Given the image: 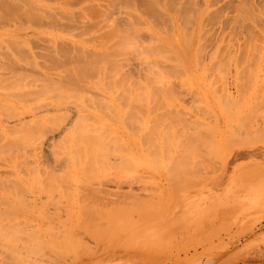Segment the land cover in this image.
<instances>
[{
	"label": "rangeland",
	"instance_id": "374dc122",
	"mask_svg": "<svg viewBox=\"0 0 264 264\" xmlns=\"http://www.w3.org/2000/svg\"><path fill=\"white\" fill-rule=\"evenodd\" d=\"M69 1L74 17L79 12L78 20L75 18L68 22L62 17L57 24L61 30L55 24L56 27L48 26L50 20L43 21L42 28L26 27L21 32L25 34L26 46L30 45L29 48L39 54L46 51L44 47L48 41L40 39L41 36L32 37L34 32L31 30L35 29V32L48 30L50 33L62 32L66 28L63 34L81 38L78 29H82L86 19L82 21L84 18L80 11L87 2L96 1L85 0L87 2L82 4L79 0ZM105 1L100 2L99 8L108 4V0ZM163 1L160 5L169 11L170 16L165 14V17L162 13L159 20L154 18L156 21H151L149 13V17L143 14V20L148 17L145 19L147 22L157 24L167 34L173 32V25L186 31L185 16L195 9L205 10L199 14V19L206 16L203 22L200 20L205 33L200 43L204 55L192 59L152 58L149 62H140L135 57L132 58L136 60H133L135 66L130 58L129 64L132 63L134 71L125 62L123 69L126 70L122 73L132 74L133 84L129 91L117 93L119 100L117 98L114 110L117 119L92 127L111 133L102 134L99 138L78 139L75 144V139L64 138V133H58L56 129L51 131L56 132L54 136L37 140L26 151L0 155V226L6 224L1 227L7 228L11 225L9 228L14 231L8 228L9 235L0 229V264H9L7 260L13 254L16 256L9 260L13 261L11 264H16L18 255V264H27L24 263L25 257L29 255L26 257L28 260L37 255L34 258L36 263L44 261L45 264L48 261L44 259L45 253L50 257L52 252L55 254L50 260H56L54 258L60 255L59 260L66 257L63 261L58 260L60 264H264V12H257L258 7L264 9V0ZM136 2L139 12L146 9L147 1L144 5L142 0ZM46 3L49 6L62 4L60 0H46ZM119 5L115 15L119 26H124L127 15L122 13L125 9L121 10L124 5L120 8ZM167 8H172L175 13ZM5 17L0 18V33L16 31L15 21L11 23L13 19L10 20L12 17L9 18V14ZM7 17L11 24L9 27L4 21ZM27 19L25 17L22 23L25 21L27 24ZM60 23H65L64 28ZM195 25H199L198 22L192 26ZM148 39V34H141V41ZM9 42L12 41L1 43L7 45L0 44V53L2 59L7 60L3 61L4 64L11 63L9 67L12 68L6 66L15 73L20 68L16 67L17 64H20L11 62L14 53L19 51L15 57L25 54L28 57L30 51H26L24 45L18 47L14 43L18 47L15 49L13 42L12 45ZM9 44L15 50L6 48ZM4 47L10 50L7 56L3 55ZM42 55L40 58L37 56L38 60L47 61L41 60ZM22 63V70L27 74L33 73V66L23 64L30 69L28 73ZM143 63L148 66L144 70ZM4 64L0 65V73H9L4 78L11 77L12 71ZM52 71L57 73V70ZM4 87L0 88L2 95L9 89L17 91L13 89L20 86ZM71 108L64 109L66 114L61 111L62 114L66 116L67 112L75 109ZM76 111L70 115L75 117ZM0 115H5L3 118L0 116L2 119L9 120L3 111ZM10 121L3 124L12 129L15 123ZM188 138L193 141L191 148ZM0 142L4 144L3 139ZM70 144L82 148V153L75 154L69 148ZM95 144L100 148L99 156L91 154ZM80 155L83 158L87 155L92 160L97 158L98 164L99 158H103L107 170H101L102 167L97 165L100 172L90 174L88 171H93L96 165L88 167L89 170L86 168L87 172H82L83 167H72V164L68 168L70 158H81ZM143 160L149 165H145ZM153 161L157 164L154 169L150 168ZM16 228L21 232H15ZM15 233L17 235L13 237ZM21 233L24 238L38 233L41 238H47L49 244L39 237L34 238L39 239L36 242L30 235L22 239ZM17 236L21 237L18 239ZM68 238L72 241L69 242ZM11 239L18 241L17 244ZM4 244H9L8 248ZM19 244L29 246L28 250H21ZM37 244L45 246H42L45 248L43 259L39 246L36 249L39 248L37 251L40 250L41 255L35 254ZM16 246L19 248L17 253L11 254L9 249ZM17 250H21L19 254ZM23 253L27 255L23 257Z\"/></svg>",
	"mask_w": 264,
	"mask_h": 264
},
{
	"label": "bare ground",
	"instance_id": "6f19581e",
	"mask_svg": "<svg viewBox=\"0 0 264 264\" xmlns=\"http://www.w3.org/2000/svg\"><path fill=\"white\" fill-rule=\"evenodd\" d=\"M0 1H1L0 5H2V6H0V8L3 9V11L1 10V12H0V18H3V17H5L6 14L7 15L9 14V18L12 17V18H10V20L13 19V20H11V23H12V21H15L14 28L16 30V31L13 30L11 32L0 33V44L5 42V41L6 42L12 41L13 43L12 42H9V43L10 44L12 43L14 45V47H16L15 49H18V47L24 45V47H26L25 50L26 51L29 50L30 54L34 57V59L31 58L30 54L28 57H27L28 54L20 55L21 57L19 55H17L18 57H15L16 54H19L18 53L19 51H16L15 52L16 54L14 53V56L11 53L12 54L11 56H13V59H11V62L16 61L15 63H13V62L12 63L15 65H16V63L20 64V65L17 64L16 67L20 66V68H21V62L23 61L22 66H24L27 63L28 67L33 66V67H31V69L34 68L32 71L33 73H30V74H27L26 70H22L24 68H21V69L18 68L17 69L18 71L21 70L20 71L21 73L20 72L18 73V71H16L14 73V71L7 68L6 62H5L6 64H4L3 61H7V60L4 58H3L4 59L3 60L2 59V53H0V56H1L0 60L3 62V63L0 62V65L3 66V64H4L9 71H12L11 77H7V78H4V76L9 74V73H7L5 75L0 73V88H2V86L4 87L5 85H6V87L8 85H11L12 88L14 86H20L17 89H13V90H17V91L11 92V89H9L10 91L8 90L9 92H7L6 94H3V95L0 94V114L3 111L4 114H6L7 118L9 117V120L8 119L7 120L5 119V120L6 121L11 120L10 122H12V120H13V122L15 123L13 126L14 128L12 127V129H9L8 128L9 126L7 124L6 125L3 124L6 122L4 119H2L5 115L4 116L0 115L2 117V118L1 117L0 118L4 121L3 123H2V121H0V140L3 139V141H4V144H1V142H0V144H1L0 145V155L8 154L7 156H9L11 153H13L15 151H17V152H21L23 150L26 151V150H28V148L33 147L34 143L37 140H45L48 137L54 136V134L56 132H51V131L56 130V129H57L58 133H64L62 135V136H64V138H68L70 140L75 139V144L78 143V139L79 140H85L90 136L99 138V137H101L102 134L111 133V132H107L104 130L102 131L101 129H95L92 127H95V125L98 126V125L105 124V123L108 124V123H111L117 119L118 115L116 113H114V110L116 108L117 98H118L117 93L123 92L125 90L129 91L131 89L132 84H133V75L132 74H127V75L125 74L124 75L122 73L123 70L124 71L126 70V68L123 69L124 63L128 62V66L130 65L129 64L130 58L135 59V57H136V60H139L140 62H149V61H151L152 58L192 59V58H198L200 55H204V51L200 48V46H201L200 43L202 42L203 37H205V33H204V31H202L203 26L200 27V25H203L200 20H202V22H203V19L206 16L203 17V19H199V16H200L199 14L202 15L205 12V10H202V12H201V9H199V10L195 9V10H193V12H191L190 14H187L185 16L184 26L186 27V31L183 30L179 26L173 25V32L171 34H167V32L159 29L156 26L157 24L154 25V23L152 24V22L150 23V22H147L148 20L147 21L145 20L149 17L150 14H151L150 15L151 21L155 20L154 18H156V20L157 19L159 20L158 16L163 17V15H164L166 17L165 14H168V16H170L168 13L169 11L165 10L162 7V4L160 5L161 0L160 1L159 0H142L143 5L147 1L145 3L146 9L143 11H140V12L138 10V7L136 6L137 5L136 0H108V2H106L107 1L106 0L105 2L108 4L103 6L102 9L99 8L102 5V4H100V2L104 1V0H95L96 2H94V3L93 2L89 3L85 0L84 1L79 0L78 2H80V4H82L81 2H84V3L87 2L85 6L83 4L84 7L80 11V16L82 15V19L84 18L82 21L84 22V20L86 19L84 24L81 23L82 29H78L80 32V35H79L81 37L80 39H79V37L73 38V36L72 37H69V35L67 36V34H69V33L63 34L64 32L67 31V30L63 31L66 29L63 26V25H65V23H62V25L60 23L61 27L64 28L62 30L63 33L61 31H59L61 33H59V32L48 33L47 32L48 30L43 31L40 29H39L40 31H36V32H35L36 29L31 30V32L32 31L34 32V33H32V37H34L35 35H36L35 37L41 36L40 39L48 41V42H45L46 47H44V50H46V51L44 52L45 54L42 52V54H44V55H42L41 53L39 54V53H36V51L34 52V50H31L32 48L31 49L29 48L30 45L29 46L27 45L28 47L26 46V43H25L26 41L24 40V38H26V37L23 36L25 34H23L21 32H23V30H25L27 28H42L44 26V23L47 22L46 20L51 21V23L47 24L48 26L54 25V24L56 26H58L57 24H59V21L62 19V17H63V19H64V17H65V19L67 18L68 22L73 21L75 18L78 20L79 16L77 17V14L79 12L77 14L75 13L76 16L74 17V13H73L74 10L72 11V8H69V7H71L69 0H60L62 2V4L59 6H56L55 4L54 5L52 4L53 6L52 5L49 6L46 3V0H0ZM51 1L52 0H50V2ZM119 1H121L123 4L122 3L120 4ZM167 1H163V2L168 3ZM169 1H171V0H169ZM171 2H173V1H171ZM68 3L70 4V6ZM95 3H98V4H95ZM240 3H241V1H239V4ZM89 4H91V5H89ZM117 4L119 5V8L124 5V7L121 8V10L125 9V11L122 10V13L124 12L127 15V22L124 26H119V24L117 23V19H116L117 15H115L116 7L118 8ZM172 4H174V3H172ZM241 5L243 6L244 4H241ZM80 7L82 8V6H80ZM164 7H166V6H164ZM259 8L260 7H258V11H257L258 14H259V10L260 11L262 10L264 12V9H261V8L259 9ZM56 9H58V10H56ZM170 9H172V8H169L168 10H170ZM121 10H120V12H121ZM48 11H50V13ZM146 12H148V14ZM172 12H174V10ZM257 12H255L256 15H258ZM162 13H164V14L162 15ZM48 14L50 16H48ZM143 14H146L148 16L147 18L144 19L145 22L143 20V18H144ZM237 14L239 15V12ZM13 15L15 17L18 16L17 18H19V20H21V21L20 22L16 21L18 19L15 18ZM21 15L24 17V18L22 17L23 19L20 18ZM68 16H69V18H68ZM25 17L28 18L27 24L25 23V21H24V23H22L23 22L22 20H24ZM5 18H4V21H5V23H6V21L8 22L7 25L9 27L11 24H9L8 17H7V19H5ZM80 20H81V18H80ZM43 21H45V22H43ZM63 22H64V20H63ZM74 22H76V21H74ZM196 22H198L199 25L192 26L193 23H196ZM16 23H17V25H16ZM71 23H73V22H71ZM55 25H54V27H56ZM234 25H236V23H234ZM74 26H76V25H74ZM54 27L52 26V29ZM235 27H237V25ZM67 28H69L71 30L70 27H67ZM189 28H190V30L187 31ZM199 28H201V30H200V31H202L201 33L199 31ZM59 30H61V28ZM70 30H68V32H70ZM74 31H75V29H74ZM75 32L77 35V31H75ZM71 33H73V32H71ZM142 33H146L149 36V39L145 42L140 40V36ZM202 33L204 36L202 35ZM74 34L75 33H73V35ZM42 36H43V38H42ZM45 36L47 39L44 38ZM206 36H207V34H206ZM39 37H37V38H39ZM5 44L7 45V43L1 44V45H5ZM10 44L6 48H10V50L12 51V49L14 47L11 46L12 44L11 45ZM27 44H28V42H27ZM11 47H12V49H11ZM3 49H4V51L2 50V52H4V53L6 52L5 54L3 53V55L7 56L8 53H10V50L7 51L5 49V47ZM15 49H13V50H15ZM34 49H36V47ZM37 49H38V47H37ZM19 50H21V49H19ZM25 50H22L21 52L25 53ZM41 51H42V48H41ZM39 52H40V49H39ZM41 55L43 57H45V59H43V57H42L41 60H47L49 64L47 63V61L42 62V61H39L40 59L38 60L37 56L40 58ZM24 56H26V57H24ZM18 58H19V60H18ZM27 58H29V59H27ZM134 59H132L131 62ZM136 60H134V61H136ZM19 61H21V62H19ZM42 63H44V65ZM9 64L11 65V63L7 64L8 67H9ZM146 64L147 63H143L142 70H144V68L148 67V66H146ZM131 66L133 67L132 63L130 65L129 69L133 70V68ZM134 66H135V62H134ZM24 67L26 68V66H24ZM62 67H63V69H62ZM9 68H12V66H10ZM53 68H55V69H53ZM26 69L28 70V73H29L30 69H28V68H26ZM8 70H6V71H8ZM13 70H16V69H13ZM52 70H57V73H56V71L53 72ZM130 70L127 69V71H130ZM138 70H139V65H138ZM22 72H25V74ZM6 87H4V88H6ZM3 91H7V90H3ZM94 91L99 92V94L97 93L99 96L94 97V95L95 96L97 95V94H95L96 92L94 93ZM118 100H119V98H118ZM70 106L72 108H75L74 110L71 108L73 110V112L77 110L76 111L77 113L75 112L76 113L75 117L71 116L73 113L72 110H71L72 113L67 112L66 116L63 115L66 112V111H64V109L69 108V110H70ZM50 111H52L51 115H50ZM61 111H63V114ZM55 112H59V113H55ZM60 112H61V114H60ZM52 113H54V114H52ZM9 114L12 116H10ZM66 117H67V121H66ZM6 123H9V122H6ZM63 125L65 126V128ZM90 125H92V126H90ZM10 128H11V126H10ZM99 132H102V133H99ZM231 134H233V133H231ZM248 135L251 136L250 134H248ZM240 137H242V136H240ZM258 137H260V135ZM198 138H200V137H198ZM249 138H251V137H249ZM188 139H189L188 145H189V148H191V147H193V146H191V144H193V141L196 139L191 137V139L193 140L192 142H191L190 138H188ZM237 140H238V136H237ZM186 141H188V140H186ZM185 143H184V145H185ZM244 143L246 144L247 142L245 141ZM97 144H99V147L101 148V144L100 143H97ZM76 147H74L71 144L69 145V148L72 151H75V154H77L78 152H79V154L82 153V151H80V150H82V148H79L77 145H76ZM99 147L97 145L93 146L92 151L94 153L91 152V154L97 153V155L99 156V152H98V150L100 149ZM195 148H197V147H195ZM196 150H195V152H196ZM191 151H192V149H191ZM193 151H194V149H193ZM80 156H81V158H78L77 156H76V159L70 158V164H68L69 165L68 168H70L71 164H72V167H75L78 169L83 167L85 171L82 169H80V170H82V172H87L86 168L87 169H88V167L92 168L94 165H96L95 167H93V171H91V169H90V171H88V173H90V174H91V172H92V174L93 173L97 174L96 172H98V171L100 172V170H99L100 167H102L101 170L102 169L107 170V168H105V165L103 164L104 161L102 162L103 158L98 157L100 160L99 161L100 163L98 164V162L95 160L97 158H94L92 160L87 155L85 156V158H83L82 155H80ZM2 157H4V156H2ZM143 162H145V161L143 160ZM136 163H137V161H136ZM147 163H149V162H147ZM147 163L145 165L148 166L149 164H147ZM151 163H150V165H151ZM97 165L99 168H97ZM102 165H104V167ZM134 165H135V162H134ZM155 165H157L156 162H154L153 166H150V168L152 167V169H154L153 167H156ZM133 168H134V166H133ZM96 169H98V170H96ZM136 169L137 168H135L134 170H136ZM103 171L105 172V170H103ZM2 225H4V224H2ZM1 226H0V229L2 230L3 227H1ZM9 227H11V225H9ZM9 227H7V228L4 227L3 230L6 231V233H7ZM63 228H64V226H63ZM18 229H20V228H18ZM18 229L15 232H17V233L21 232L20 230L18 231ZM58 229H59V227H58ZM9 230L13 231L10 228H9ZM10 231L8 232V234L10 233ZM59 231H61V230L59 229ZM68 231H69V229H68ZM62 232H63V230H62ZM37 234H34L33 236L31 234H29L30 236L27 235V237H25V238L31 237L34 239V238L39 237L40 240L41 239L47 240V238H44V237L41 238V236L37 235ZM5 235H3V236L7 237V234H5ZM13 235L14 234H12V236ZM16 235L17 234L15 233V236H13V237H16ZM21 236H22V239H25L23 237L25 235L22 234ZM21 236H19V237L17 236V238L19 239ZM64 236L66 237V232H65ZM9 237H11V236H9ZM53 238H55V237H53ZM72 238L73 237L71 236L70 239H72ZM61 239H59V240H61ZM66 239H67V237H66ZM36 240L34 239V241H36ZM11 241L13 242L14 240L11 239ZM53 241H55V240H53ZM62 241H63V239H62ZM71 241L72 240H70L69 242H71ZM17 242L18 241H16V244H17ZM30 242H31V240H28V243H30ZM46 242L48 243V240ZM56 242H55V244H56ZM6 243L10 244V242L8 241V238L6 239ZM64 243H65V241H64ZM66 243H68V242H66ZM75 243H76V240H75ZM71 244H73L74 247L76 246L73 242ZM4 245H5V247L8 248V245H6V244H4ZM53 245H54V243H53ZM38 246L39 245L37 244V246H35V248L33 247L34 251L36 252L35 254H38L40 251V250L37 251L39 248L36 249V247H38ZM42 246L43 245L39 246L40 249H42L41 251H43V249H45V248H43L45 246H43V247ZM60 246H63L62 243ZM60 246H59V248H62ZM64 246H67V244ZM18 247L15 249L10 247L11 249H9V250H11V254L16 252V249H19L22 247L21 248V250H22L23 248L26 249L29 246L24 247L23 245L22 246L20 245V247L19 248ZM46 247H49V246H46ZM57 248H58V246H57ZM66 248H68V247H66ZM29 249L31 251L32 247H30ZM26 250H28V249H26ZM46 250H47V248H46ZM52 250L53 249H51V251ZM72 250H73V247H72ZM17 251L19 254L20 251L19 250H17ZM53 251H55V249ZM58 251H57V253H58ZM60 251H61V249H60ZM63 251L68 253V251H66V250H63ZM69 252H71V251H69ZM73 252H75V254H76L75 250H73ZM27 253L26 254L23 253L24 254L23 257H25V255H27ZM44 253H45V250L43 251L42 255H41V253H39L38 255H41V257L43 259ZM57 253H56V256H57ZM28 254H30V253H28ZM35 254H34V256H35ZM47 254L48 253H45L44 259L45 260L47 259L49 261V264H53V263L54 264H56V263L60 264L59 261L60 260L63 261L66 258L65 257V258L60 259V260L57 259V258H60L61 255H60V257L58 256L57 258L53 257L57 261L59 260L58 262L55 263L56 260H53V259L50 260V258H52L51 256H54L53 254H55V252H52L50 257H48L49 255H47ZM14 255L16 256V254H13L12 256L15 257ZM62 255H64V254H62ZM12 256H9V260H11ZM18 256L15 258L16 260L14 263H16V264H18L16 261L19 262ZM29 256H26V257L29 258ZM13 257H12V259H13ZM26 257H25L26 262H24L25 260L23 259L24 263L30 264V262H33V263L37 262L34 259L37 257V255H36V257H34L31 260H28V258H26ZM32 257L33 256H31V258ZM2 258L4 259L5 257H2ZM39 258H40V256H39ZM69 258H70V255H69ZM7 259H8V257H7ZM67 259H68V257H67ZM9 260H7L8 261L7 263H9V262H10L9 264H11V262L13 263V261H9ZM2 261L5 262L4 260H2ZM27 261H29V262H27ZM48 261L45 262V264H48ZM3 264H5V263H3ZM36 264H39V261ZM40 264H44V261H43V263L41 262Z\"/></svg>",
	"mask_w": 264,
	"mask_h": 264
}]
</instances>
